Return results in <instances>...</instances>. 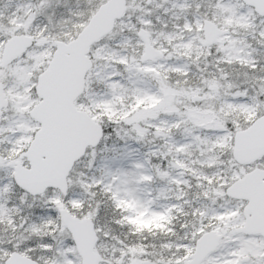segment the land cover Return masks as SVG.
Returning a JSON list of instances; mask_svg holds the SVG:
<instances>
[{
  "label": "snow or ice",
  "instance_id": "obj_1",
  "mask_svg": "<svg viewBox=\"0 0 264 264\" xmlns=\"http://www.w3.org/2000/svg\"><path fill=\"white\" fill-rule=\"evenodd\" d=\"M148 2L152 8L165 14L172 10L183 12L193 8L190 0ZM204 4L218 13L220 9L240 8L241 0H204ZM201 6V3L195 4L196 8ZM244 6L253 12L257 7L251 0H244ZM22 7L34 16L32 23L36 30L30 28L29 33L36 39L58 34L64 38L62 34L65 31L77 37L81 29L76 26L85 23L91 16L88 8L77 12L67 8L63 0H29ZM98 7L99 0L90 5L93 11ZM261 7L264 10V6ZM53 10L62 12L57 22L62 26L58 30L49 27L53 18L47 14ZM42 16H47L49 23L37 24L36 21ZM143 19H151V16L145 15ZM199 19L197 16L186 22L195 23ZM4 22L8 23L7 20ZM259 38L264 40V33ZM8 39L10 37L0 35V45ZM49 48L54 55L39 70L32 67L36 62L34 59L24 63L33 52L39 54ZM219 49V44L212 45L210 55L213 60L219 61L224 57L225 53ZM72 54V45L65 38V46L61 49L51 44L37 48L33 44L20 58L8 64L0 63V264H264V191L253 197L256 210L262 218L261 223L250 226L252 230L248 232L225 231L218 246L208 248L210 234L214 229L222 228L223 217L239 212V217L233 223L244 224L252 215L246 212V208L252 206L249 201H235L230 194V188L238 179L234 173L240 170L239 165L235 168L229 166L231 152L222 157L223 164L205 173L206 177L215 179L209 181L193 177L198 185L196 191H177L175 197L168 195L169 185L183 183L191 188L192 184L184 178L188 175L185 172L175 176L169 173L171 161L168 160V153H159L153 147L144 153L143 160L132 159V154L139 152V149H129V140L144 145L146 135L159 136L158 130L164 126L173 129L181 123V115L173 119L157 116L147 122V132L143 125L131 127L130 132L134 134L127 138L120 135L118 122L105 116L98 125L99 136L84 147L71 169L67 168L77 130L91 123V116L81 114L76 106L81 103L92 106L91 101L83 99V93L77 96L79 69L72 61ZM252 63L253 66L248 68L251 77L249 85L237 86L233 91L241 95L226 98L230 104L256 110V120L245 124V128L264 120V64L259 61ZM160 68L162 71L184 69L187 72L185 78L191 79L198 64L186 60L179 64H161ZM118 71L119 75L116 76L105 71L104 76L111 77L107 83H118L125 89L120 94L134 95L140 103L145 100L157 102L166 95L161 88L147 93L129 88L123 79L124 72L138 79L146 77L124 64L118 66ZM28 72L32 75L28 76ZM216 76L222 84L228 83L221 72L218 71ZM206 79L214 87L211 77ZM205 88L208 90L207 85ZM175 130L179 131L178 128ZM229 135H238L231 119L225 120L223 127L211 130L208 139L215 143ZM200 139L199 135H192L186 144L177 147H188ZM118 144L124 145L123 150L116 147ZM126 153L131 160L130 167H116L119 158ZM85 159L89 165L88 172L79 169ZM161 159L165 163L157 167L156 163ZM257 165H264V156L246 167L251 169ZM65 171L67 179L73 182L67 191L62 190L61 183ZM156 182L159 183L158 195L150 199L135 198L139 209L143 211L147 207L150 213L161 215L167 214L170 209L184 210L183 213L172 211L174 219L169 226L171 234L158 245L144 243L142 237L145 233L138 232L135 225L126 221V217L133 213L120 208L113 195L117 188L131 189L132 184ZM197 192L200 199L195 204H189L186 197L195 196ZM161 199L168 200L169 204H159ZM173 199L175 203H172ZM61 201L63 207L60 206ZM74 203L80 206L74 207ZM185 205L188 207L185 208ZM66 210L78 221L90 222L96 237L98 256L94 262L82 254L79 235L65 221ZM113 210L119 213L118 217L113 216ZM182 214L185 218L178 225ZM108 223L126 227L128 236L121 239L105 231L103 225ZM109 243L111 250L106 251ZM137 248L142 251L134 256L133 252Z\"/></svg>",
  "mask_w": 264,
  "mask_h": 264
},
{
  "label": "rangeland",
  "instance_id": "obj_2",
  "mask_svg": "<svg viewBox=\"0 0 264 264\" xmlns=\"http://www.w3.org/2000/svg\"><path fill=\"white\" fill-rule=\"evenodd\" d=\"M103 1L105 0H99V4ZM28 2L29 0H0V35L8 37L20 33L30 35V28L36 30L35 25L32 23L33 14L22 7ZM96 2L97 0H63L67 8L77 12L82 8H88L91 15L95 10L93 11L90 5ZM129 2L130 8L126 16L117 22L114 31L102 40L104 42L98 43V47H93L90 53L91 58L94 60V67L88 74V86L83 99L91 101L92 106L89 107L87 103H81L77 106L88 111L94 117L96 115L95 120L98 122L105 116L116 121L115 114L127 113L125 109H128V106L121 109L120 103L118 108L116 102L127 101L130 103L129 108L132 106L133 112L130 113L131 115H128L129 113L124 115L123 119L120 118L117 121L118 131L125 138L134 134L130 132L131 127L139 128L143 125L144 131L147 132V122L157 116L173 119L177 115H181V123L173 129L164 126L158 130L159 136L146 135L144 146L146 145L148 150L154 147L159 150V153H168V160L171 161L168 165V171L171 175L175 176L180 172H185L188 174L184 177L187 180L196 181V179H193V177H196L211 181L215 177H206L205 173L223 164L222 157L227 152L232 153L233 136L229 135L218 142L212 143L208 139L210 131L223 127L224 121L227 119L232 120L237 130L243 129L245 124L253 121L257 116L254 108L230 104L226 98L241 95L233 89L237 86L249 85L251 77L248 68L253 66L252 62L257 61L261 54L264 55V40L259 38L264 33V17H259L255 12L247 9L242 1L241 7L238 9H220L217 13L216 10L206 6L204 0H190L193 3V8L190 11H177L182 16L176 14L175 10L166 14L162 13L160 10L152 8L147 0H129ZM196 3H201L202 6L196 8ZM47 15L53 18V22L49 24V27L58 30L62 26V24L57 23L61 19V10L50 11ZM80 15H83V12H80ZM145 15H150L151 19H143ZM197 16L200 19L195 23L186 22ZM206 19L213 20L225 31L224 35L215 43L219 44V50L225 53L219 61L211 58L212 46L204 45L203 27ZM6 20L8 23L4 22ZM86 22L76 27L81 29ZM36 23L43 24L49 23V21L47 16H42ZM240 26L247 27L257 35L256 41H259L258 44L260 43L258 52L250 49L251 45L248 42H243V36L239 31ZM141 27L148 31L152 44L165 53L163 59L141 63L140 55L143 53L144 48L143 41L138 35V30ZM168 28H172V30L168 31ZM62 35L64 38H61L59 34L43 37L42 39H36L33 35L30 36L33 37L37 48H42L46 44L55 46V40H65L66 38L68 41L74 38L72 33L67 31L63 32ZM3 45H0V59ZM50 56H52L51 48L39 54L33 52L24 60V63L26 64L28 59H34L36 62L32 67L39 70L40 66L44 65ZM193 56H195L194 60ZM186 60L198 64V68L194 70L191 79L185 78L187 72L184 69L177 70L173 68L162 71L160 68L161 64H179ZM246 60L247 62H245ZM259 62L264 64V58H259ZM121 64L136 69L146 77L138 79L135 75L124 72L123 79L129 88H136L145 93L150 91V87H154L155 90L161 88L165 90L166 95L159 99L160 101L155 105L146 106L144 103L141 105L138 97L134 95L120 94L125 92V89L118 83H107L111 77H105L104 73L107 71L111 73V76L119 75L118 66ZM218 71L228 80V83L222 84L220 82L216 76ZM27 75L31 76L32 73L28 72ZM209 76L211 81L214 82V87L206 79ZM172 77L175 79V85H171ZM93 84L94 87H92ZM205 85L208 86V90H206ZM103 93L106 95L105 99ZM253 99L255 100L256 97H253ZM134 100L136 101L135 104H133ZM217 104H219V108ZM258 104L259 101L257 100ZM100 105H103V111H99L102 109ZM176 128L179 131H176ZM192 135H199L201 137L200 141L188 147H177L186 144ZM154 140L159 144H154ZM129 142H132L128 143L129 146L134 145L132 140H129ZM158 163L161 166L165 161L161 159ZM229 166L235 168L238 165L231 158ZM79 169L82 172L89 171L87 159L80 163ZM241 173L242 168L240 167L239 172L234 173V175L238 177ZM71 183L73 182L69 180V185ZM130 191L132 193L130 196H127L123 191V202L131 206V213H133L131 219L142 217L149 225L152 214L161 216L158 213H150L147 207L143 211L139 209L135 198H149L147 194L141 196L136 184L131 185ZM60 206H64L62 201ZM73 206L79 207L80 205L74 203ZM239 215L240 213L237 212L223 217L221 221L222 228L214 230L221 234L229 230L236 232V227L242 224L233 223V221H236ZM105 250H111V243L106 245ZM133 255L137 256L135 251Z\"/></svg>",
  "mask_w": 264,
  "mask_h": 264
},
{
  "label": "water",
  "instance_id": "obj_3",
  "mask_svg": "<svg viewBox=\"0 0 264 264\" xmlns=\"http://www.w3.org/2000/svg\"><path fill=\"white\" fill-rule=\"evenodd\" d=\"M244 3V0H242ZM256 7V13L264 16V0H251ZM127 11V0H107L90 18L87 25L81 30L79 35L68 42L72 45V61L79 69V77L76 80L77 96L84 93L86 86V75L93 67V61L89 57L91 47L98 43L103 37L111 33L118 19H121ZM223 31L218 28L215 23L206 21L205 23V45H212ZM139 35L144 41V52L141 55V61H155L158 58H163L164 54L155 48L150 40L149 34L145 29L139 31ZM33 45V39L25 34H17L12 36L4 44L1 63L8 64L13 60L20 58L29 46ZM65 46V41H56L57 49ZM54 55V53H53ZM75 104V99L73 100ZM77 110L85 115L90 116L84 110ZM99 123L91 117V123L86 127H81L77 130L76 141L73 144L72 156L68 162L67 168L71 169L72 163L83 153L84 147L88 143L94 141L99 136ZM238 135L234 137L233 157L242 164H247L258 160L264 156V120L257 121L250 128L237 131ZM264 171H255L247 174L242 179L238 180L230 188V194L236 199H245L252 205L246 208V212L252 213L249 221L244 227L238 229V232H248L252 230L254 225L261 223L260 213L256 210V201L253 197L257 196L261 191H264ZM61 183L64 191L68 188L67 171L61 177ZM66 223L73 228L79 235L82 245V254L89 260L95 261L98 256L95 251V233L90 227V222H80L75 216L66 210ZM222 235L213 231L208 239V248H215L219 244Z\"/></svg>",
  "mask_w": 264,
  "mask_h": 264
},
{
  "label": "trees",
  "instance_id": "obj_4",
  "mask_svg": "<svg viewBox=\"0 0 264 264\" xmlns=\"http://www.w3.org/2000/svg\"><path fill=\"white\" fill-rule=\"evenodd\" d=\"M176 14H179L176 10H175ZM180 16H182V14H179ZM172 28H168V31H171ZM239 31L240 34L243 36V42L244 43H249L250 49L254 50L255 52H258V50H260L259 41H256L257 35L250 29H248L245 26H240L239 27ZM256 56V55H255ZM263 56V57H262ZM259 58L262 59L264 58V55L261 54L260 57H258L257 61H259ZM247 62V60L245 61ZM150 91L151 92H155V88L154 87H150ZM104 94V93H103ZM104 99L106 98V95L104 94ZM146 102L149 101L150 103H155L151 100H145ZM102 103V102H101ZM119 103L121 105V109L126 108L128 106L127 113L124 112L123 114H115V120L119 121L120 118H124L123 116L129 113V103L127 101H117L116 102V106L119 108ZM104 104V102H103ZM103 106V105H102ZM102 106L100 105V107L102 108ZM132 107V106H131ZM108 109H110L108 107ZM102 111L104 110L103 108L101 109ZM155 144H157L158 142H156L154 140ZM128 143H132L129 142ZM133 146H128L129 149L131 148H137L139 149V152L133 153L132 154V159L134 160H143L144 159V153L148 152V147L145 145H140V144H135L133 142ZM159 144V143H158ZM116 147H118L119 149L123 150L124 145L122 144H118L116 145ZM161 161V160H160ZM82 163V162H81ZM131 164V160L127 158V153L125 154V156H121L116 164V167H124V168H128L130 167ZM157 167H160L159 163H156ZM151 167V166H149ZM187 180V179H186ZM191 181L192 187L191 188H187L186 185H184L183 183L176 185V184H172L168 186V195L175 197L177 191H191V192H195L198 185H196V181ZM136 188L138 190V192L141 194V196H145L146 194L148 195V198L150 199L152 196H156L158 195V191L157 189L159 188V183H152V184H146V183H140V184H136ZM123 191L127 196H130L131 191L129 188L125 187L123 188H117L116 191L113 193L114 198L117 199L120 208H122L124 211H128L131 212L132 209L130 208L131 206L127 205L126 202H123ZM122 194V195H121ZM186 199L188 200L189 204H195L196 201H198L200 199L199 193L197 192L195 196H190V197H186ZM175 199L172 200V203H175ZM159 204L161 205H165L167 206L169 204L168 200L165 199H161L159 201ZM188 205H185V208H187ZM172 211H180L181 213H183V209H175L172 210L170 209L168 211L167 214L165 215H161V216H157V215H151L152 219H150V224L148 225L147 222L144 220V218L142 217H136V218H132V216L126 217V221L128 223H131L133 225H135V229L138 232H144L145 236L142 237L144 243H155V244H159L161 243V241L169 234H171V229H170V224L172 223L174 217L172 216ZM190 211V209H189ZM113 216L114 217H118L119 213L116 212L115 210H113ZM184 215L182 214L180 217V220L177 221V224L179 225V223L183 222L184 220ZM103 227L105 228V231H110L113 234L119 236L121 239H124L128 236V229L125 228H120L118 225L115 224H104ZM142 249L137 248L135 249V253L137 255H139L141 253Z\"/></svg>",
  "mask_w": 264,
  "mask_h": 264
},
{
  "label": "flooded vegetation",
  "instance_id": "obj_5",
  "mask_svg": "<svg viewBox=\"0 0 264 264\" xmlns=\"http://www.w3.org/2000/svg\"><path fill=\"white\" fill-rule=\"evenodd\" d=\"M255 162V161H254ZM254 162H251V163H254ZM251 163H247V164H239V163H236V165H239L241 168H242V173L237 177L238 179L239 178H242L244 176H246L247 174H250L252 172H255L257 170L259 171H264V166L263 165H257L255 168H251L249 169L248 167H246V165H249ZM237 179V180H238ZM262 182L264 183V179L262 180ZM246 223H244L245 225ZM243 225V224H242Z\"/></svg>",
  "mask_w": 264,
  "mask_h": 264
}]
</instances>
